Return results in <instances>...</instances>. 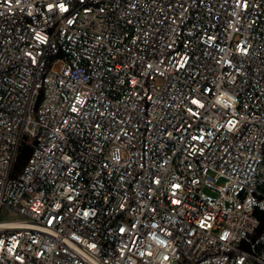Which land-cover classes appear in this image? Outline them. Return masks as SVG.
<instances>
[{
  "label": "built area",
  "instance_id": "1",
  "mask_svg": "<svg viewBox=\"0 0 264 264\" xmlns=\"http://www.w3.org/2000/svg\"><path fill=\"white\" fill-rule=\"evenodd\" d=\"M263 153L264 0H0V264H264Z\"/></svg>",
  "mask_w": 264,
  "mask_h": 264
},
{
  "label": "trees",
  "instance_id": "2",
  "mask_svg": "<svg viewBox=\"0 0 264 264\" xmlns=\"http://www.w3.org/2000/svg\"><path fill=\"white\" fill-rule=\"evenodd\" d=\"M28 152L23 148L19 156L17 157V165L21 167L23 165L24 159L27 157ZM253 184L257 191L256 198L258 199L264 194V153L262 157V161L255 173ZM255 215L259 219V225L256 230L250 234L245 240H243V246L262 257H264V211L256 208L254 210Z\"/></svg>",
  "mask_w": 264,
  "mask_h": 264
},
{
  "label": "rangeland",
  "instance_id": "3",
  "mask_svg": "<svg viewBox=\"0 0 264 264\" xmlns=\"http://www.w3.org/2000/svg\"><path fill=\"white\" fill-rule=\"evenodd\" d=\"M203 193H205L207 195H213V193L210 190H208V189H204Z\"/></svg>",
  "mask_w": 264,
  "mask_h": 264
}]
</instances>
